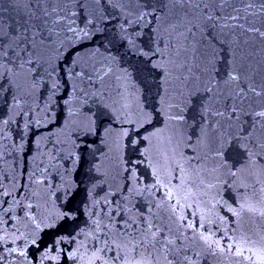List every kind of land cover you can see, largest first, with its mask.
<instances>
[{"label": "snow or ice", "instance_id": "1", "mask_svg": "<svg viewBox=\"0 0 264 264\" xmlns=\"http://www.w3.org/2000/svg\"><path fill=\"white\" fill-rule=\"evenodd\" d=\"M10 2L24 4L26 18L6 25L0 16V97L8 107L0 148L15 117L30 129L42 123L30 113L47 116L28 106L47 77L50 100L71 88L61 132L72 141L74 171L84 163L78 150L92 159L79 201L83 182L58 167L66 140L27 183L0 176V264H204L217 256L264 264V0H91V9L89 0ZM99 37L88 60L74 53L66 71L63 62L53 66V50L58 58L66 43L82 49ZM114 46L148 76L157 73V108L142 102L127 67L115 76L116 98L109 93L106 78L114 62L120 67ZM73 99L94 100L120 121L119 130H103L107 152L87 139L99 134L94 119H73ZM156 117L163 126L141 135ZM129 145L138 155L125 157ZM228 189L239 197L235 206L221 195ZM223 204L231 216L217 210Z\"/></svg>", "mask_w": 264, "mask_h": 264}, {"label": "water", "instance_id": "2", "mask_svg": "<svg viewBox=\"0 0 264 264\" xmlns=\"http://www.w3.org/2000/svg\"><path fill=\"white\" fill-rule=\"evenodd\" d=\"M29 7L35 8L34 4H30ZM88 7L95 8L96 5L91 3L89 0ZM0 8L3 11H0V16L3 17L4 23L7 25L9 23L15 24L17 20L25 19V6L24 4H16L10 2V0H5L3 5H0ZM69 36L71 34H68ZM147 39V36L144 37ZM63 39V36L61 37ZM103 38L99 37L92 44L84 48L75 47V41H71V43H66L61 55L57 58L55 51L53 50L50 53L51 62L53 66L56 64L63 62L62 67L64 71L67 70L68 62L78 57L74 53H79L80 57H83L84 60H88L89 53L95 51V46L101 43ZM58 46V45H56ZM54 46V47H56ZM100 53L103 55H108L105 52L104 47L101 46ZM112 55H115L119 58L118 63L120 67L117 66V63L114 62L112 64L113 73L110 77L106 78V82L110 83L112 87L109 89V93H111L113 98L115 97V87L117 84L122 83L121 81L115 80V76L120 75L121 68L127 67L139 85L141 90V100L142 102L149 108L155 109L158 107L157 101V85L159 83V79L157 73L153 71L152 76H148V72L144 70V66L142 63L138 62V59L134 56H129L125 54L124 48H117L114 46L112 48ZM97 59H101V56L98 54L95 57H92L91 60L95 61ZM139 69V71H137ZM59 75H63L62 72L58 73ZM147 77V79H145ZM153 77H157V79H153ZM45 83L51 84V81L44 77L38 83V86L33 93L32 98L28 101V106L32 109H47V116L44 115L43 111H36L30 113L33 119L40 117L42 118V123L40 125H34L30 129L24 128L25 119L24 117H15L17 123H11L5 129L8 133V139L4 141L6 147L0 148V151L4 153V159L0 161V176H5L12 178L14 177L18 183H27L29 174L37 168V165L41 164L43 161L44 164L48 163V151L53 149V145L56 147H62L57 144V140H66L65 134L61 132V128H63L66 124V113L68 106L65 105V100L69 99L72 96L71 88L69 87L67 90L62 86L61 89L57 92L56 97L53 99H49L51 93L45 87ZM70 83V82H69ZM108 94H106L107 96ZM111 103V101H108ZM10 103V98H9ZM23 106V105H22ZM71 106L73 109H79L77 116L73 119L77 120H86L88 118H92L96 121V127L99 129V134L97 135H89L87 139L94 143V147L100 149L103 152H107L108 148L105 144L101 143V139L103 137V130L108 127L111 123L112 126L119 130L120 121L114 120L112 116L105 111L103 108H99L97 102L94 100L88 101L87 104H81L79 99H73L71 101ZM8 107L5 104L4 98L0 97V113H7ZM163 126V118L156 117L151 124L146 125L145 129H141V135H146L149 131H152L156 128ZM124 127H129V125H124ZM191 129H189V133ZM43 134V136H41ZM134 135V134H133ZM76 142L81 143V139L76 137ZM37 143L39 145V151H37ZM71 140H66V147L63 153H61L62 158L59 159L60 171L63 172L64 169L69 170V175L67 179L75 180L79 183L80 194L77 196V201L83 198L84 189L89 186L88 177L85 175V172L88 168V161H91L92 157L89 155L87 151H81L82 156L84 157V163L79 168V171H74L77 168V165L73 162L74 158H68V152L71 149ZM17 147H13V145ZM22 145V147H19ZM139 147V146H138ZM10 153V155H9ZM138 155V151L132 149L131 145H129L125 149V157L129 154ZM14 169V171H13ZM146 171L145 169H141V174ZM60 177H57L59 180ZM5 184L9 183V180L4 181ZM221 195L224 200L228 201V204H233V201L239 199L238 195L234 190H222ZM228 204H223V206H217V210L220 214L231 216V213L227 212ZM235 206V204H233ZM83 219V218H82ZM219 235V233H218ZM51 237H45V243L49 242ZM233 258H224L221 256H217L215 258L210 257L204 264H233Z\"/></svg>", "mask_w": 264, "mask_h": 264}]
</instances>
